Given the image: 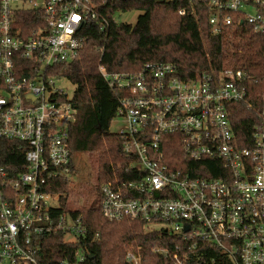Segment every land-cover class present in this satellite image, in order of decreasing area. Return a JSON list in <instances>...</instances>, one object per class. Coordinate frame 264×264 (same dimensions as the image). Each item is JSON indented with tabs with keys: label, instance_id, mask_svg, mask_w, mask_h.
I'll return each mask as SVG.
<instances>
[{
	"label": "built area",
	"instance_id": "2783aa9c",
	"mask_svg": "<svg viewBox=\"0 0 264 264\" xmlns=\"http://www.w3.org/2000/svg\"><path fill=\"white\" fill-rule=\"evenodd\" d=\"M26 1L0 0V139L17 143L25 159L16 175L0 164V264H40L43 237L86 244L89 234L56 187L64 180L72 188L78 177L70 132L75 92L58 85L69 79L57 68L80 57L89 23L108 21L96 0H45L33 8ZM198 1L211 10L214 34L234 25L233 14L264 34V0ZM27 9H41L44 23L23 36L16 15ZM100 72L118 101L124 125L116 134L126 157L101 185L104 217L166 234L174 240L173 251L164 250L172 264H264V91L250 138L239 139L233 121L234 104L248 101L249 73L227 68L188 79L173 62ZM84 248L62 264H85ZM127 261L141 264L132 248Z\"/></svg>",
	"mask_w": 264,
	"mask_h": 264
},
{
	"label": "trees",
	"instance_id": "16d2710c",
	"mask_svg": "<svg viewBox=\"0 0 264 264\" xmlns=\"http://www.w3.org/2000/svg\"><path fill=\"white\" fill-rule=\"evenodd\" d=\"M96 1L108 24L103 26L100 20L89 23L85 30L88 45L80 57L57 68L61 76L76 85L77 117L70 128L72 151L89 153L99 167L91 195L75 211L82 215L88 239L86 244H70L63 234L45 236L40 240L39 263L62 264L66 257L74 259L76 250L85 247L89 253L85 264H130L129 248L140 255L141 264H172L164 250L173 251V239L137 220L112 222L101 211V185L113 178L126 157L121 138L110 131L118 101L100 66L110 73H137L148 62H173L180 75L188 79L201 73L218 74L227 68L246 71L252 77L248 101L234 104L233 114L239 139L246 140L259 123L264 82L256 79L264 77V34L256 33L247 22L242 23L243 15L238 20V14H233L234 25L214 34L211 10L198 0H128L106 4ZM136 10L142 14L135 24L117 22V14ZM182 10L185 13H180ZM43 23L41 9L17 12L16 28L20 35L28 36ZM0 164L13 175L24 169V152L17 143L0 139ZM56 187L67 196L72 192L69 182L64 180ZM67 196H63V202Z\"/></svg>",
	"mask_w": 264,
	"mask_h": 264
},
{
	"label": "rangeland",
	"instance_id": "374dc122",
	"mask_svg": "<svg viewBox=\"0 0 264 264\" xmlns=\"http://www.w3.org/2000/svg\"><path fill=\"white\" fill-rule=\"evenodd\" d=\"M45 0H32L24 2L22 6L25 8H33L35 6H42ZM36 4V5H35ZM142 14L141 11L136 10L127 13H119L116 15L117 22H127L135 24L138 17ZM59 86L66 89L69 95H72L76 90V85L69 80H62L58 83ZM124 125V121L120 117H115L111 122L110 131L111 133H118ZM75 170L78 177L76 183L72 185V192L67 196L66 203L70 207L79 208L88 198L91 190L94 188V183L99 173V167L95 161L91 159L89 153L79 152L75 154ZM91 195V194H90ZM129 250V249H128Z\"/></svg>",
	"mask_w": 264,
	"mask_h": 264
}]
</instances>
